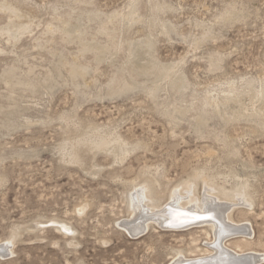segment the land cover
<instances>
[{"label":"rangeland","instance_id":"374dc122","mask_svg":"<svg viewBox=\"0 0 264 264\" xmlns=\"http://www.w3.org/2000/svg\"><path fill=\"white\" fill-rule=\"evenodd\" d=\"M210 195L264 254V0H0V264L201 255L209 223H120Z\"/></svg>","mask_w":264,"mask_h":264},{"label":"bare ground","instance_id":"6f19581e","mask_svg":"<svg viewBox=\"0 0 264 264\" xmlns=\"http://www.w3.org/2000/svg\"><path fill=\"white\" fill-rule=\"evenodd\" d=\"M136 193L135 196L132 197V207L133 211H135V215L141 210V208H144L143 203H145L141 199V191L139 190ZM193 196L188 197L181 203H179L178 200L177 202L172 201L163 208L153 210L152 215H149L148 217L145 215V217L142 216L144 218L138 225H135L130 221L125 223L123 221V223H120V226L132 234V236H137L141 231L148 227L147 225L149 221L159 224L163 223L162 226L166 225L167 227H172L180 231L187 230L199 224H211L214 231L213 240L209 242L211 250L207 253L196 256L187 257L183 254L177 255V257L171 261V264H258L264 261L263 253L255 250L238 251L227 245V238L246 235L248 233V226L245 223H235L231 217H226L225 212L227 213L228 206L221 203L219 197L210 195L209 199H205L206 201L204 200L202 205L200 204L198 207H195L193 201L196 197L194 196L193 198ZM155 207L153 206V209ZM155 212H157V214ZM54 223L60 226L64 231L71 230L67 223L56 220ZM5 244L0 245V256H3L5 252L7 253L9 249V245H7V243Z\"/></svg>","mask_w":264,"mask_h":264},{"label":"water","instance_id":"95a60500","mask_svg":"<svg viewBox=\"0 0 264 264\" xmlns=\"http://www.w3.org/2000/svg\"><path fill=\"white\" fill-rule=\"evenodd\" d=\"M163 227H167L166 225H164Z\"/></svg>","mask_w":264,"mask_h":264}]
</instances>
